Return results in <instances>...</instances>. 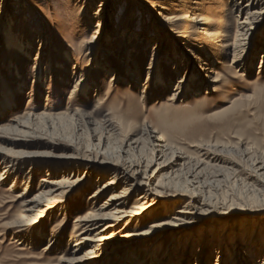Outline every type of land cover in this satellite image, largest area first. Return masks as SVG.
Listing matches in <instances>:
<instances>
[{
	"label": "rangeland",
	"instance_id": "1",
	"mask_svg": "<svg viewBox=\"0 0 264 264\" xmlns=\"http://www.w3.org/2000/svg\"><path fill=\"white\" fill-rule=\"evenodd\" d=\"M17 1H10L12 19ZM234 1L242 5L245 2V0ZM25 2L30 6L26 3L25 7L28 6V8L22 14L25 16L24 37L28 38L27 41L32 45L31 57L37 48L36 32L38 34L43 31V39H47V44L41 51V54L45 56L39 65L43 67L49 50L52 52L54 48H64L69 53V62L71 61L70 63L76 68L71 70L68 62L64 64L66 76L63 83H58L56 80L61 74L60 71L52 72L45 91L44 88H39L37 84L31 82L33 66L31 61H22L23 70L20 81L23 80L24 83L21 86V92L12 97L14 106L0 116V148L32 153L33 159L38 160L36 166L41 165L42 161H48L47 165L53 166L60 158H64L62 156L69 154L97 157L94 145L97 142L96 139L99 135L102 137L108 132L107 141L115 161L118 160L116 158L124 155L125 150H127L128 158L139 159L141 156L140 159L147 161L154 159L156 155L150 140L143 132V129L149 127L160 136L162 144L166 146L163 154L168 160L172 158L175 151L180 152V150L188 156H193L192 158L202 159L203 163H212L213 159L219 155L226 156L225 151L228 147H233L234 151L236 150V153L244 159L251 157L250 160H253L264 153V65L259 66V51H256L249 64H245L244 70L231 62V54L223 59L219 57L220 60L218 58L212 65L213 74H208L217 80L213 84L214 87L210 90L198 88V91L193 94L179 95L172 99H169L172 94L171 89L178 76L173 75L170 66H160L164 77L167 76L168 87L166 86L164 91L161 90L159 93L149 89L145 86L146 84L144 88L138 83H133L134 81L122 82L120 77V74H123L120 59L123 50L120 46L122 40L117 30L122 21H126L129 35L139 33L138 40L140 37L141 40L150 39L151 42L158 43L160 38L165 36L167 40L163 49L167 52L173 49V40L163 34L161 27L157 24L158 21L152 20L158 11L157 5L166 7V10L160 8V11L169 16H181L182 19L177 24L184 34L189 33L191 37L201 36L199 30L203 28L213 37L223 34L221 38L227 40L228 36H232L234 32V20L241 17V14L235 17L236 13L231 11V0H135L134 3L132 0H108L112 13L110 24L105 25L106 31L110 33L109 43H105L102 49H106L109 55L105 56L106 60L102 62L113 64L120 73L115 81H110V84L112 83L110 88L108 86L110 72L94 73L90 79L97 83L98 91L90 90L86 98L78 95L76 91L71 94V90L77 78L76 71L84 68L88 56L84 44L98 39V37L90 39L94 33L93 22L88 15H85L90 14L92 9L86 10L83 0H26ZM191 15H198L204 25L200 26L193 20H189L188 16L191 17ZM161 23L162 26L165 25ZM166 25L168 26L167 23ZM137 42L133 44L134 51L130 52L133 61H130L131 63L128 61V64L132 66V69L137 70L139 82L143 83L145 74L150 73L151 70L148 71L145 68L152 54L153 45L142 48ZM212 44L211 47L210 41V50L216 52L217 50H214L217 48L216 44ZM126 46L130 47V43ZM5 58L6 53L0 47V62H5ZM49 60L52 62L54 59L51 57ZM54 65L53 63L52 66ZM170 71H172L171 74ZM0 77L4 80L6 87H15L16 78L9 77L2 70ZM95 100H98L100 104L97 109L100 114L107 113L109 118L121 124L119 134L112 135L107 126L103 128L99 113L97 115L96 111V113L92 112ZM45 103L47 105H44ZM26 118L28 122L25 121ZM88 119L93 120L95 126L94 122L91 124L86 122ZM24 122L27 124L25 125ZM15 125H18V129L21 128L19 131L16 130V133L11 129ZM22 131L29 135L25 136V132ZM104 131H106L105 134ZM128 142H134L138 148L129 149ZM244 150H247V154L243 156ZM99 158L101 156L96 158L97 161L100 160ZM2 166L5 167L6 163H0V167ZM2 168H0V264H56L62 251L59 246H55L56 243L51 246L53 242V240L50 241L51 236L59 235L60 244L65 245L68 242V247L72 244L74 239L70 236L72 220L90 208L88 201L93 190L90 184L93 177L89 176L90 181L88 178L76 192L64 196L63 202L53 211L45 213L37 224L10 227L23 215L21 202L17 196L28 190L31 194L38 188L39 179L47 173L45 168L28 169L27 165L17 170L10 169L6 174ZM81 171L79 169L77 174H81L83 172ZM26 176L27 178H24ZM106 197L105 194L98 196L94 205L101 204ZM135 197V194L129 197L126 205H132ZM163 209V203L156 205L149 213L126 223L122 232L128 235L144 233L153 221L167 218L169 214L166 216ZM213 223L215 224L214 237L210 238L209 244H206L201 254L195 258L198 264L264 262L263 212H252L250 217L243 219L226 215ZM20 228L24 231L21 229L23 233L16 237L15 232ZM20 236L23 238L19 239ZM160 236L161 234L158 233H153L149 237L140 236L131 240L130 246L141 249L148 246L151 248ZM168 236L169 238L165 237L157 244L154 257L156 260L160 259L162 263L179 264L180 261L176 260L179 252L167 251L172 235L168 234ZM195 247L188 253L187 260L183 264H191ZM132 255L134 256L133 253ZM132 255L126 258L129 261L127 264L137 260V257L133 258ZM102 259L103 257L99 258L100 261Z\"/></svg>",
	"mask_w": 264,
	"mask_h": 264
},
{
	"label": "bare ground",
	"instance_id": "2",
	"mask_svg": "<svg viewBox=\"0 0 264 264\" xmlns=\"http://www.w3.org/2000/svg\"><path fill=\"white\" fill-rule=\"evenodd\" d=\"M10 1L0 0V47L6 53L5 62H0V73L1 70L6 72L9 77L16 78L17 82L15 87L9 88L4 85V80L0 77V116L3 115L4 111L14 106L12 97L21 92V86L24 83L23 80L20 81V74L23 70L22 61H31L33 65L31 82L37 84L39 88H44L45 91L47 90L45 86H47V81L52 72L60 71L61 74L56 80L58 83H63L66 76L64 64L68 62L71 65V70L76 68L70 63L71 61L69 62V53L66 49L54 48L50 52V46L47 48L49 51L45 57L47 61L42 65L43 67L39 65L45 56L41 54V51L47 44V39H43V31L38 34L36 32L38 43L36 52L31 57L32 45L27 41L28 38L25 39L24 37L23 21L25 16L22 15L28 8V6L25 7L27 2H25L26 0L16 2V11L12 19ZM132 1L134 3L135 0ZM83 2H85L86 10L92 9L90 14H85L93 22L94 33L90 39L97 37L98 39L92 43L84 44L88 56L84 68L76 71L77 78L71 94L76 91L78 95L86 98L90 90L98 91L97 83L90 79L94 73L104 72L106 74L110 72L108 82L110 88L112 86L110 81H115L120 70L115 68L113 64L102 62V60H106L104 57L109 55L106 49H102L105 43H109L110 33L106 31L105 25L110 24L112 13L108 0H83ZM27 4L30 6L29 3ZM93 4L94 6H92ZM230 6L231 11L236 13L235 17L238 14H241V17L234 20V32L226 40L221 38L223 34L213 37L203 28L201 31L199 30L201 36L191 37L187 32L184 34L177 24L182 19L181 16H169L160 11V8L166 10V7L157 5L158 11L152 20L158 21L157 24L161 27L163 34L173 40V49L171 48L167 52L163 49L167 40L165 36L160 38L158 43H156L157 41L151 42L150 39L141 40L140 37L138 40L137 35L139 33L129 35L128 25L125 20L122 21L117 30V34L122 40L120 46L123 50L120 54L123 68L121 70L123 74H120L121 81H134L135 84L138 83L144 88L147 86L159 93L168 85L167 76L164 77L160 66H170L173 75L178 76L171 89L172 94L169 99H172L179 95L193 94L198 91V88L210 90L214 87L213 84L217 80L208 74H213L212 65L219 57L223 59L231 54V62L244 70L246 69L245 64H249L256 51H259V66L264 65V0H245L243 5L231 0ZM188 17L196 24L204 25L198 15ZM161 22L165 25L162 26ZM210 41L211 47L212 43L216 44L217 48H214L217 50L216 52L210 50ZM135 42L140 43L142 48L153 45L152 54L149 56V62L145 68L148 71L151 70L150 73L145 74L143 83L139 82L137 70L132 69V66L128 64V61L129 63L133 61L130 52L134 51L133 44ZM129 43L130 47L126 46ZM48 45L50 44L48 43ZM51 57L54 59L52 61L55 64L54 67L49 60ZM182 65L183 69H181ZM129 68L131 69L129 70ZM202 75L205 76V79ZM98 105H100L98 100H95L92 112L96 111L97 115L99 113L103 128L107 126L112 135L119 134L121 124L109 118L107 113L100 114L97 110ZM100 121L98 122L99 126ZM86 122L91 124L94 121L88 119ZM16 123L18 124V122ZM22 125L21 127H23ZM93 125L95 126V122ZM17 126L11 128L15 133L16 130L21 129H18ZM143 130L150 140L152 149L156 152L155 158L147 161L140 159L141 156L139 159L128 158L127 150L123 152L124 155L121 158H116L118 160L115 161L108 145L107 138L109 135L108 132L105 134L106 131H104V136L99 135L97 137V142L94 144L97 157L101 156L99 161H97V157L92 158L88 155L75 153L62 156L64 158H60L56 165L48 166V161H42L41 165L36 166L38 160L33 159L32 153L0 148V163H6L5 167L0 168L4 170L5 174L10 169L17 170L24 165H27L28 169L45 168L47 173L39 179L38 188L34 189L31 194L28 193V190L17 196L21 202L23 215L10 227L37 224L45 213L53 211L56 206L58 207L63 202L64 196L76 192L88 180L89 176L93 177L91 181L89 178L93 188L88 201L90 208L85 213L73 218L70 232V236L74 238L72 244L69 247L67 246L68 242H65V245L60 244L59 235L52 234L51 236L50 241L53 240L51 246L56 243L55 246H59L60 251H62V255L57 259L56 264H127L129 261L126 258L132 253L134 254V256L132 255L133 258L137 257V260L131 261V264L143 262L144 264H166L162 263L160 259L156 260L154 254L156 247H158L157 244L163 241L165 237L169 238L168 234L172 236L167 251L179 252L178 257H176V260L180 261L179 264L185 263L188 253L192 251L194 246L196 249H193L195 252H192L194 257H192L193 263L191 262V264H198L195 258L201 254L204 246L209 244L210 238L214 237L215 224L213 221H219L226 215H231L235 219H243L250 217L252 212L257 211L263 212L264 215V153L250 160L251 157L244 159L236 153V150L234 151L233 147H228L225 151L226 156L215 157L212 164L203 163L202 159L201 161L199 158H192L193 156H188L180 150V152L175 151L172 158L168 160L163 154L166 146L162 144L163 141H161L160 136L149 127ZM26 133L25 136L29 135ZM127 146L129 149L138 148L134 142H128ZM246 154L247 150H244L242 155ZM79 169L83 171L81 174H77ZM157 175L159 176L156 179ZM105 176L106 178H104ZM247 180H249L248 183ZM116 187L118 188L115 189ZM102 194L107 196L106 199L101 204L94 205L97 197ZM134 194L136 195L134 203L130 206L126 205L129 197ZM160 203H163L164 214L166 216L169 214L166 219L153 221L144 233L128 235L122 232L126 223L133 218L149 213ZM21 229L16 230V237L21 232L23 233L24 229H22L23 231ZM153 233L161 234V236L151 248L148 246L141 249L130 246L131 240L140 236L149 237ZM22 238L23 236L19 237V239ZM242 250L244 251V247ZM101 257L103 259L100 261L99 258L101 259ZM256 264H264V262L261 261Z\"/></svg>",
	"mask_w": 264,
	"mask_h": 264
}]
</instances>
